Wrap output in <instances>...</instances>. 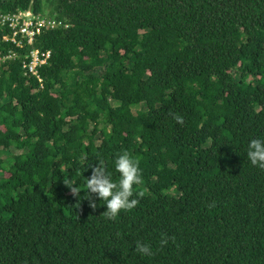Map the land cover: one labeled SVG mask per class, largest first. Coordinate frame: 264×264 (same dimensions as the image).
Instances as JSON below:
<instances>
[{"label": "trees", "instance_id": "16d2710c", "mask_svg": "<svg viewBox=\"0 0 264 264\" xmlns=\"http://www.w3.org/2000/svg\"><path fill=\"white\" fill-rule=\"evenodd\" d=\"M46 5L69 26L33 45L0 25V264H264V169L246 157L264 138V0H0V14ZM33 47L51 52L38 77L22 68ZM123 152L142 195L109 219L63 180L85 188L99 159L118 181Z\"/></svg>", "mask_w": 264, "mask_h": 264}, {"label": "clouds", "instance_id": "9594fccd", "mask_svg": "<svg viewBox=\"0 0 264 264\" xmlns=\"http://www.w3.org/2000/svg\"><path fill=\"white\" fill-rule=\"evenodd\" d=\"M180 122L181 118L177 117ZM246 157L254 166L264 169V138H252L249 140L246 149ZM98 163L91 167V175L87 177L86 187L80 188L72 178L65 177L63 183L69 187L71 192L80 196L83 190V198H87L91 207H96L93 197L99 201H104L106 210L104 215L109 219H114L122 211L132 210L138 203L137 196L142 193H134V185L139 184L141 176L138 162L127 152L120 154L114 161V167L119 174L118 181H114L112 176L106 171L103 161L97 159ZM86 161L83 165V168ZM162 245L167 240H161ZM141 256L151 257L153 251L147 243L137 241L133 249Z\"/></svg>", "mask_w": 264, "mask_h": 264}, {"label": "built area", "instance_id": "2783aa9c", "mask_svg": "<svg viewBox=\"0 0 264 264\" xmlns=\"http://www.w3.org/2000/svg\"><path fill=\"white\" fill-rule=\"evenodd\" d=\"M0 25L8 29L4 35L6 41L12 42L18 48L26 44L33 45L35 40L46 29L67 28L69 24L45 14H37L32 9L21 12L0 14ZM15 57V53L10 55ZM51 57L50 51H40L36 47L30 50L22 62L24 74L38 77L39 66L46 64ZM41 81V79H40Z\"/></svg>", "mask_w": 264, "mask_h": 264}, {"label": "rangeland", "instance_id": "374dc122", "mask_svg": "<svg viewBox=\"0 0 264 264\" xmlns=\"http://www.w3.org/2000/svg\"><path fill=\"white\" fill-rule=\"evenodd\" d=\"M49 9H50V5H46V7H45V11H44V12H45V13H44L45 15H49V14H50V13H49V12H50ZM49 16H50V15H49ZM148 107H149L148 105H146V106L144 105V106H142V109H146V108H148Z\"/></svg>", "mask_w": 264, "mask_h": 264}]
</instances>
